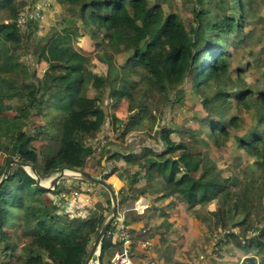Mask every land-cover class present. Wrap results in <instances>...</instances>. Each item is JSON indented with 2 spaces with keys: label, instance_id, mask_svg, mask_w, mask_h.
Returning a JSON list of instances; mask_svg holds the SVG:
<instances>
[{
  "label": "trees",
  "instance_id": "1",
  "mask_svg": "<svg viewBox=\"0 0 264 264\" xmlns=\"http://www.w3.org/2000/svg\"><path fill=\"white\" fill-rule=\"evenodd\" d=\"M235 1L238 8L234 0H218V13L210 24L207 20L209 10L199 6L201 0H195L189 23H183L176 12L166 14L158 3L149 6V0H50V5L64 6L70 16L62 29L59 26L48 28L40 37L42 46L39 51L32 52L30 68L18 55L24 40L39 27L37 17L30 19L36 5L31 0L22 11L23 2L0 0V13L5 9L8 12L7 19H0V153L3 155L0 178L10 158L33 164L41 179L50 177L62 167L88 171L84 168L95 150L84 142L96 138L107 121L110 129L120 137L134 131H148L156 116L150 114L143 99L135 97L140 83L148 90L161 93H167L168 86L176 90V96L168 98V109L179 101L177 96L184 92L185 84L201 95L208 113L200 120L202 129L198 132V145L207 146L212 141L222 146L229 132L224 122L237 126V121H243L237 114L226 116L231 110V100L227 99L231 95L236 104L247 111L253 110L264 126V91L233 93L225 92L222 86L229 75L225 59L229 52L224 46L226 41L219 35L240 30L239 21L245 13L244 0ZM18 18L23 19L21 24ZM78 35L89 37L96 48L106 44L100 52L104 67L92 62L89 51L75 49ZM122 51L128 52L123 63L115 64V55ZM41 61L47 63V69L41 79L33 80L30 78L34 76L33 65ZM19 70L24 78L18 80ZM84 83H90L96 95H85ZM28 91L30 95L34 91L35 97L31 98ZM15 96L21 97L22 103L13 116H7L5 111L12 109V105L6 101ZM248 96H255L250 104ZM102 97L114 102L126 100L128 115L125 120L110 113ZM141 97H146L144 92ZM42 107L46 115L51 116L45 128L52 131L54 143L44 147L42 163H39L37 155L30 157L32 152L37 154L32 146L35 133L42 131L35 132L32 128L31 115L33 111L42 112ZM54 111L57 114L53 115ZM149 117L151 122L146 125L147 129L142 128ZM252 129L246 132L247 137H238L237 142L252 158L249 166L260 172L258 183L260 189H264V128L261 132ZM171 132L164 125L156 128L154 144L144 136L137 138L138 145L129 140L127 145L132 150L126 154L120 151L110 154V149L105 148L108 160L122 158L139 167L128 179L127 193L142 172L140 177L148 182L160 180L161 198L175 196L178 202L187 204L188 209L197 203L205 205L216 200V208L209 212L208 227L227 230L222 237H232L235 245L246 252L252 248L259 253L258 260L251 256L249 264H264V227H256L254 231L248 223L251 201L247 188L253 189L256 182L240 188L239 178L224 177L205 150L188 151V142L185 139L174 142ZM192 134L191 139L197 142L193 130ZM157 142L162 146L160 151L155 149ZM88 172L104 179L108 177L103 172ZM58 186L59 183L53 193ZM50 192L40 188L24 167H11L0 184V251L15 252V247L21 245L23 264H84L90 242L97 236L105 215L84 220L57 214L56 205L47 196ZM138 192L136 199L145 193L144 190ZM127 193L124 199L129 197ZM237 227L241 229L239 234L233 231ZM7 229H18L19 237H27V241L20 244L6 232ZM111 229L110 225L108 231ZM251 230L255 233L249 238L247 234ZM239 236L245 243L238 240ZM110 248L120 251L121 243L105 234L100 246V264Z\"/></svg>",
  "mask_w": 264,
  "mask_h": 264
},
{
  "label": "rangeland",
  "instance_id": "2",
  "mask_svg": "<svg viewBox=\"0 0 264 264\" xmlns=\"http://www.w3.org/2000/svg\"><path fill=\"white\" fill-rule=\"evenodd\" d=\"M17 1L23 2L24 5L21 7L23 11V7L25 6V8H27L31 0ZM33 1L36 7L34 13H31L30 19L37 17L40 24L39 27L33 29V35H31L29 39L24 40L23 47L18 55L19 60L25 62L30 68L31 63L33 62L32 52L34 50L39 51L42 46L40 37L48 31V28L59 26V28L62 29L68 21V16H70L66 12L64 6H60L57 3L50 5V0ZM234 2L237 4L235 7L238 8V3L235 0ZM154 3L161 5L166 14L171 12L178 13L183 23H189L192 20L193 15L191 10L194 6L195 0H149V6ZM199 4V6L209 10L207 15V18L209 19L207 20L211 24L214 16L218 13V0H201ZM243 4L245 13L243 20L239 21L240 30L234 29L230 33L219 35V38L226 41L224 46L226 47V51L229 52L225 58L229 66V75L223 80L222 86L225 92L229 91L234 93L250 90L253 93H256L261 90L264 91V0H244ZM7 16L8 12L6 9L0 13V19H7ZM22 20V18H18L17 22L21 24ZM207 32L209 35L211 34V30L208 29ZM76 39L77 46L74 42L72 43L74 44L75 49L80 51L79 48H81L89 51L91 53L92 62L97 66L104 67L103 59L100 58V52L106 47V44L96 48L94 42L85 35H78L76 36ZM126 53L128 52L122 51L115 55L113 62L115 64H122L127 55ZM33 66L34 76L30 78L33 80L41 79L44 71L47 69V63L41 61L35 63ZM17 75L18 80L24 78V74L20 70ZM27 80L29 79L27 78ZM179 87H181V85ZM168 88L169 90L167 93H161L148 90L146 85L140 83L134 94L138 100L143 99L150 114L156 116L154 125L151 124V128H149L148 131H134L120 137L117 135L118 133H115V131L110 129L107 121L104 125L105 127L97 133L96 139H91L93 140V145L95 140L97 143V145H95L97 146L95 150L96 155L94 154L90 157L91 159L87 160L84 169L108 174L106 179L108 181H110L111 175H115L122 182L121 187L114 189L118 201L117 213L119 210L125 211V209H122L123 207L129 208L140 199H147L148 202H145L147 203V206L145 207L147 208L146 211L153 212V215L155 216H163V220H159L160 225H158V221L155 224L148 225V235L151 239L149 247H143L140 244L145 250L150 249V256L146 257L148 260H153L155 264H158L156 260H170L171 264H189L180 260H190L191 264H193V260H241L239 264H247L248 262H242V260H250L251 256L258 260L260 255L259 253H256L254 249L251 248L246 252L235 245V241L232 237H222L227 230L222 229L220 231L219 229H213L212 227H210V229L208 227L210 222L207 221L210 217L209 212L216 208V200H212L205 205L197 203L193 207L187 209V204L178 202L175 196L166 199L161 198L160 180L154 179L148 182L144 178H141L142 172L138 175V181L134 183L132 189L127 193L128 179L131 175L138 172V165L122 158L114 157L111 160H108L110 157L107 153H104L105 148L110 149L108 151L110 154L118 151L125 154L129 153L132 149L127 145V142L130 140L131 142H135V145H138L139 139L137 138L142 136L149 138L150 141H148L154 144L156 140L153 137L154 134H156V128L163 125L167 126V128L172 131L171 137L174 142H179L180 139H185V141L188 142V151L203 152L202 150H205L210 159L213 160L214 167L221 171L224 177L239 178L240 182H238V184L240 188H244L246 184L248 185L249 183L253 184V182H256L253 184V189L247 188L250 189L249 200L251 201V213L249 215L248 223L252 226V230L254 231L256 227H264V189H260V183H258L261 178L260 172L255 167L249 166V163L252 162V158L246 155L243 149L238 147L237 142L238 137H247L246 132L251 128H253L252 130L256 129L258 132L263 130L264 126L263 123H259L258 115L253 113V110L247 111L242 105L240 106L236 104L235 99L231 95L227 97L232 103L231 110L226 116L228 117L230 114H237L243 119V121H237V126H228L227 121L224 122V125L228 127L229 132L228 137L225 139V143L222 146L218 147L217 145H214L212 141H209L207 146L198 145L197 136L200 138L198 132L202 129V121L200 120L207 116L208 113L203 107L201 95L188 89V85L185 84L183 87L184 92L180 94L181 96H177L179 101L172 108L168 109L166 106L168 98L172 95L176 96L177 94L176 90L172 89L171 86H168ZM29 92L31 91H28V94ZM143 92L146 95L144 98L141 97ZM83 93L89 97L96 95V91L91 88L90 83H84ZM30 94L29 96L31 98L35 97L34 91L33 95ZM254 97L255 96L246 97L249 101L247 102L250 104V102L254 101ZM102 99L103 103L107 105L110 113H114L121 120H125L128 115V103L126 100L114 102L109 100L108 97H102ZM6 103L11 104L12 109L6 110L5 115L13 116L16 112L15 110L22 103L21 97L15 96L14 98L7 100ZM46 113V109L43 108L42 112L33 111L31 115L32 128L35 132L37 130L42 131L40 133H35V140L32 141V146L37 154L32 152L30 157L35 158L37 155L39 163H42L44 147L54 143L51 138L53 135L52 131H50V129H47L46 131L45 128V125L51 119V116H47ZM52 114L54 115L57 113L54 111ZM150 122L151 120L149 117L142 123V128L147 129L146 125H149ZM39 126L41 128H39ZM192 130L195 132L194 136L196 137L197 142L191 139V136L193 135ZM155 147V149L159 151L162 149L160 142H157ZM2 156L3 155L0 153V162L3 161ZM28 171L30 172L29 169ZM111 171L113 172L111 173ZM56 173H53L48 178L42 179L43 183L47 185L49 179ZM60 181L61 184H64L59 185L57 191L54 193V188L48 189L52 192L47 193V196L52 198L55 193L63 192L68 198L72 197V201L67 208L71 207L74 211H71L70 208L72 213L71 216L69 215L67 217L85 220L93 219L101 214H104L106 219L110 215L111 199L108 191L104 187L86 182V189L80 190L82 188L80 185L84 183V181L75 176L66 175L60 179ZM72 182H77L79 185L77 183L72 185ZM230 185L231 188L235 187L233 182ZM139 190H144L145 193L136 199L135 196L139 194ZM73 192H76L77 196L73 195ZM80 193H82L80 200L84 203V205L81 206V213L77 211V203L79 202L77 199H79ZM126 193L129 197L124 199L123 195ZM63 201L66 202L65 200ZM171 201L174 202L175 205L174 203H171ZM178 206H181V209L183 208V210L185 209L183 211V214H185V220L181 219V217H183L182 214L179 217L177 216V218L174 217L169 220L167 219L168 216L164 217L166 216L164 214H167L166 210L171 213L174 207L179 210L180 208ZM252 230L247 234L249 238L255 233ZM233 231L234 233L239 234L241 229L237 227L234 228ZM6 232L10 236L15 237V240L20 244H24L27 241V237H19L18 229H7ZM137 238L138 237H136V239ZM139 238L141 240L143 236H140ZM93 239L90 242L91 245ZM238 240L242 243L245 241L241 236L238 237ZM20 247L21 245H17L15 247V252L8 251L2 253L0 251V264H23L22 259L24 255L21 254ZM113 253L114 250L110 248L106 252L102 264H108V259ZM90 264H100V262L98 263L97 257L94 256Z\"/></svg>",
  "mask_w": 264,
  "mask_h": 264
},
{
  "label": "built area",
  "instance_id": "3",
  "mask_svg": "<svg viewBox=\"0 0 264 264\" xmlns=\"http://www.w3.org/2000/svg\"><path fill=\"white\" fill-rule=\"evenodd\" d=\"M96 139V138H94ZM93 140L88 139L84 142L85 145H91L94 150H96L97 143L96 140L94 141V145L92 144ZM90 159V158H89ZM53 189V188H52ZM55 190V188H54ZM76 192H73V195H76ZM77 196V195H76ZM53 200V203L56 205V213L60 215H67L71 216V211H74L71 207L67 208L68 205H70V202L72 201V197L68 198L67 195L63 192H57L55 195L51 198ZM65 200L66 202H64ZM79 202L77 203V211L81 213V206L84 205V203L81 202L80 199H77ZM147 206V203L143 202V205H139V201L136 202L135 209L142 211ZM71 208V211H70ZM113 229L110 231L107 230L106 234L107 236H110L114 241H118L121 243V250L115 251L112 254L110 264H155L153 260L148 259H140L141 261L136 262L135 261V252H134V237L135 234L132 233L129 226L125 223V211L118 212L115 219L113 218L111 224ZM139 236H143L141 239V245L143 247H149L150 242V236L148 235V227H142L140 231L137 232Z\"/></svg>",
  "mask_w": 264,
  "mask_h": 264
},
{
  "label": "water",
  "instance_id": "4",
  "mask_svg": "<svg viewBox=\"0 0 264 264\" xmlns=\"http://www.w3.org/2000/svg\"><path fill=\"white\" fill-rule=\"evenodd\" d=\"M13 165H20L27 170L29 169L31 176L33 178H35V180H36V184L40 188L45 189V190L55 188L57 186L58 182L60 181V179H62L63 177L66 176L65 170H69V171H74L78 174V176L76 178H79V179L84 180L86 182H90L93 184L100 185L108 191V193L110 195V199H111L110 215L104 220L97 236L95 237L94 241L92 242L89 253H88L87 258L84 262V264H90V262H92L93 257L96 256L98 259V263H99V253H100V246H101L102 239L104 238L113 218L117 214L118 201H117V197H116V192H115L114 188L112 187V185L106 179H104L101 175L93 174L91 172L81 170V169H68V168H64V167L60 168V170L49 179L48 184L45 185L43 183L42 179L40 178V176L37 174L33 164L28 163V162H24V161L16 159V158H10L7 161L6 167H5L3 174L0 178V184L2 183V181L5 178H7V176L9 175L10 169Z\"/></svg>",
  "mask_w": 264,
  "mask_h": 264
},
{
  "label": "crops",
  "instance_id": "5",
  "mask_svg": "<svg viewBox=\"0 0 264 264\" xmlns=\"http://www.w3.org/2000/svg\"><path fill=\"white\" fill-rule=\"evenodd\" d=\"M60 182L61 181L58 182L59 185H63L64 184V183L61 184ZM108 182L112 185V187L114 189H116L118 187H121V185H122V182L115 175H111L110 176V181H108ZM74 183L76 184L77 182H72V185H75ZM88 183H90V182H88ZM85 184H86V181H84V183H82L80 185V187H82L80 190H85L86 189ZM81 195H82V193H80L79 199H81ZM139 201H141V199ZM142 202L145 203V202H148V200L144 199V201H142ZM135 205H136V202L131 207H129V208L123 207L122 209H125V223L129 226V228L132 231V233L135 234V237H134L135 240H134L133 246H134V249H135L134 252H135L136 256H135L134 259H135L136 262H139V261H141L139 259H142V258L147 259L146 256H150V252H149L150 249L148 248L149 250H145L143 247H141L142 245L140 246L141 240H140V238H139L140 236L137 234V232L140 231V229L142 227H148V225L150 226V224H155V223H157V221H158V225H160L159 224V220H163V216H161V215H156L155 216V215H153V212H147L146 211L147 208H144L142 211L137 210V209H135ZM178 207L180 208L179 210L176 208L171 213H169L166 210V213L168 215L164 214V215H166L164 217L168 216L167 219L169 220V219H173L174 217L177 218V216L179 217L182 214L183 217H181V219H184L185 214H183L184 213L183 211L185 209L184 210H183V208L181 209V206H178ZM187 209H188V206H187ZM120 211H123V210H119L118 212H120ZM136 237H138V238L136 239ZM152 238H154V237H152ZM156 261H157L158 264H171L170 260H156ZM180 261H183L184 263L191 264L190 260H180ZM240 261L241 260H193L192 263L193 264L194 263L195 264H239ZM242 262H248L247 264H249V260H242ZM108 264H110V263H108Z\"/></svg>",
  "mask_w": 264,
  "mask_h": 264
},
{
  "label": "bare ground",
  "instance_id": "6",
  "mask_svg": "<svg viewBox=\"0 0 264 264\" xmlns=\"http://www.w3.org/2000/svg\"><path fill=\"white\" fill-rule=\"evenodd\" d=\"M65 174H66L67 176H75V177L78 176V174H77L76 172L69 171V170H65ZM142 201H144V200L139 201V205H140V206L143 204Z\"/></svg>",
  "mask_w": 264,
  "mask_h": 264
}]
</instances>
